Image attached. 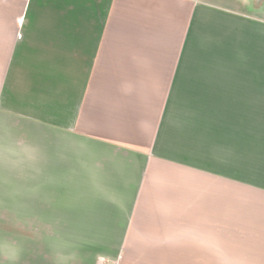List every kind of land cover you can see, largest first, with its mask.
<instances>
[{"label": "crops", "instance_id": "obj_1", "mask_svg": "<svg viewBox=\"0 0 264 264\" xmlns=\"http://www.w3.org/2000/svg\"><path fill=\"white\" fill-rule=\"evenodd\" d=\"M0 264H264V0H0Z\"/></svg>", "mask_w": 264, "mask_h": 264}]
</instances>
